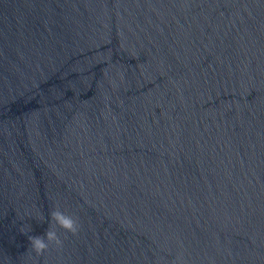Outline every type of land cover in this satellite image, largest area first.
I'll return each mask as SVG.
<instances>
[{"label":"water","instance_id":"1","mask_svg":"<svg viewBox=\"0 0 264 264\" xmlns=\"http://www.w3.org/2000/svg\"><path fill=\"white\" fill-rule=\"evenodd\" d=\"M0 264H264V0H0Z\"/></svg>","mask_w":264,"mask_h":264},{"label":"clouds","instance_id":"2","mask_svg":"<svg viewBox=\"0 0 264 264\" xmlns=\"http://www.w3.org/2000/svg\"><path fill=\"white\" fill-rule=\"evenodd\" d=\"M49 217V227L44 235L28 236L30 247L37 255L43 254L49 248L50 244L62 246L63 242L58 235L57 228H61L74 235L79 231L78 220L64 213L59 208L50 211Z\"/></svg>","mask_w":264,"mask_h":264}]
</instances>
